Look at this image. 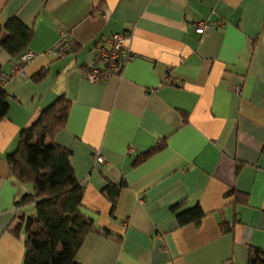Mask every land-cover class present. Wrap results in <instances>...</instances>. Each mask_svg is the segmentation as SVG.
I'll list each match as a JSON object with an SVG mask.
<instances>
[{
  "label": "crops",
  "instance_id": "1",
  "mask_svg": "<svg viewBox=\"0 0 264 264\" xmlns=\"http://www.w3.org/2000/svg\"><path fill=\"white\" fill-rule=\"evenodd\" d=\"M12 17L32 28L36 56L3 85L0 264H22L26 235L13 230L19 214L34 216L33 204L14 205L32 188L13 179L7 155L60 96L70 111L52 142L71 153L81 211L109 234L88 235L79 264H247L251 247L264 250V0H0V26ZM62 32L74 53L46 56ZM125 32L132 59L88 83L95 44ZM16 62L0 48V74ZM108 184H123L113 216ZM196 205L200 224L178 228L172 207Z\"/></svg>",
  "mask_w": 264,
  "mask_h": 264
},
{
  "label": "trees",
  "instance_id": "2",
  "mask_svg": "<svg viewBox=\"0 0 264 264\" xmlns=\"http://www.w3.org/2000/svg\"><path fill=\"white\" fill-rule=\"evenodd\" d=\"M31 38L32 28L16 17L0 26V48L10 60H18L28 50ZM45 75L46 71L42 70L32 81L37 83ZM3 85H0V121L8 112L9 95ZM69 111L70 103L62 96L57 97L28 128L20 131L16 149L6 158L13 179L32 188L14 203L18 208L28 204L34 206V216L25 218L19 214L20 224L13 230L18 235L23 227L26 235L22 264H79L76 255L88 235H109L107 231H99L93 220L81 211L83 186L70 164L71 153L52 142L64 128ZM163 146L159 144L144 152L132 165L142 163ZM122 186L108 184L102 191L111 205V216ZM239 200L236 195V204ZM176 209L177 206L172 207L178 228L198 226L205 216L198 205L181 212ZM220 227L223 234L232 231L231 224L222 222ZM247 264H264V250L251 247Z\"/></svg>",
  "mask_w": 264,
  "mask_h": 264
},
{
  "label": "built area",
  "instance_id": "3",
  "mask_svg": "<svg viewBox=\"0 0 264 264\" xmlns=\"http://www.w3.org/2000/svg\"><path fill=\"white\" fill-rule=\"evenodd\" d=\"M210 29L209 26H198L195 31L199 34ZM131 34L114 33L105 40L98 41L94 46V55L92 64L88 71L84 74V79L91 84L100 83L118 75L124 65L132 59L129 50ZM75 46L67 32L59 34L56 42L47 48L44 54L52 58H61L69 54H73ZM32 51L27 50L21 54L9 75L0 74V85H3L12 76L24 75V67L35 58ZM239 93V89H236ZM96 162L103 163V158L97 155Z\"/></svg>",
  "mask_w": 264,
  "mask_h": 264
},
{
  "label": "water",
  "instance_id": "4",
  "mask_svg": "<svg viewBox=\"0 0 264 264\" xmlns=\"http://www.w3.org/2000/svg\"><path fill=\"white\" fill-rule=\"evenodd\" d=\"M121 71L118 72V75L120 74Z\"/></svg>",
  "mask_w": 264,
  "mask_h": 264
}]
</instances>
